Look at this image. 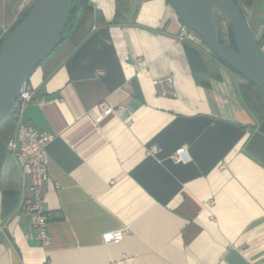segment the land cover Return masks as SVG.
I'll list each match as a JSON object with an SVG mask.
<instances>
[{
	"label": "crops",
	"instance_id": "1",
	"mask_svg": "<svg viewBox=\"0 0 264 264\" xmlns=\"http://www.w3.org/2000/svg\"><path fill=\"white\" fill-rule=\"evenodd\" d=\"M33 1L0 0V40ZM236 2L264 51V0ZM89 5L33 71L21 116L53 136L46 246L25 209L30 178L5 146L18 119L0 121V264H264V96L179 39L166 0ZM182 146L188 159L174 161Z\"/></svg>",
	"mask_w": 264,
	"mask_h": 264
},
{
	"label": "water",
	"instance_id": "2",
	"mask_svg": "<svg viewBox=\"0 0 264 264\" xmlns=\"http://www.w3.org/2000/svg\"><path fill=\"white\" fill-rule=\"evenodd\" d=\"M209 51L264 96V51L235 0H166ZM35 0L0 40V121L35 68L68 36L82 0Z\"/></svg>",
	"mask_w": 264,
	"mask_h": 264
},
{
	"label": "built area",
	"instance_id": "3",
	"mask_svg": "<svg viewBox=\"0 0 264 264\" xmlns=\"http://www.w3.org/2000/svg\"><path fill=\"white\" fill-rule=\"evenodd\" d=\"M19 20V19H18ZM18 20L15 24H17ZM179 39L201 42V39L185 25L181 24L179 30ZM165 82L171 83L170 77L163 79H153V84ZM168 92L163 91L166 95ZM173 95L175 93L172 92ZM33 98L32 91L27 85L22 89L13 105L10 107L8 114H12L18 119V128L16 138H9L6 141V150L15 156L18 160L24 175L30 178L29 192L30 197L26 205V212L29 216L30 226L34 232L35 239L43 246L48 245L50 234L48 231V214L44 209L43 186L48 179L47 171V144L52 140L50 133L41 131L31 124L21 120L24 107ZM100 114H108L113 108L105 101H100L95 106ZM158 150L156 145H152L146 149L148 155H154ZM174 161H186L188 159L185 147L182 146L171 155ZM122 230L109 231L102 235L104 244L118 243L123 236ZM46 264H50L47 262Z\"/></svg>",
	"mask_w": 264,
	"mask_h": 264
},
{
	"label": "trees",
	"instance_id": "4",
	"mask_svg": "<svg viewBox=\"0 0 264 264\" xmlns=\"http://www.w3.org/2000/svg\"><path fill=\"white\" fill-rule=\"evenodd\" d=\"M236 1V0H235ZM76 3H77V0H75V2H74V4H73V8H72V12H71V15L75 12V10H76ZM90 8V5H89V0H82V3H81V6H80V9H79V11H78V14H77V18H76V20H75V22H74V24H73V27H72V30L70 31V33H69V36L72 34V32H74V30L78 27V25L82 22V21H84V18L86 17V13H87V11H88V9ZM24 16V14L21 16V18L18 20V22L22 19V17ZM17 22V23H18ZM16 24H14V26H15ZM13 26V27H14ZM12 27V28H13ZM11 28V29H12ZM10 29V30H11ZM9 30V31H10ZM8 31V32H9ZM68 36V37H69ZM214 57L216 58V59H218L220 62H222L223 64H225L226 66H228L226 63H224L222 60H220L218 57H216L215 55H214ZM229 67V66H228ZM229 68H231V67H229ZM232 69V68H231ZM233 70V69H232ZM234 71V70H233ZM236 72V71H235ZM240 75V74H239ZM243 77V76H242ZM248 81V80H247ZM249 82V81H248ZM250 84H252L251 82H249ZM27 84H28V82H27ZM253 85V84H252Z\"/></svg>",
	"mask_w": 264,
	"mask_h": 264
},
{
	"label": "rangeland",
	"instance_id": "5",
	"mask_svg": "<svg viewBox=\"0 0 264 264\" xmlns=\"http://www.w3.org/2000/svg\"><path fill=\"white\" fill-rule=\"evenodd\" d=\"M34 2V1H33ZM33 4V3H32Z\"/></svg>",
	"mask_w": 264,
	"mask_h": 264
},
{
	"label": "flooded vegetation",
	"instance_id": "6",
	"mask_svg": "<svg viewBox=\"0 0 264 264\" xmlns=\"http://www.w3.org/2000/svg\"><path fill=\"white\" fill-rule=\"evenodd\" d=\"M72 30V29H71Z\"/></svg>",
	"mask_w": 264,
	"mask_h": 264
}]
</instances>
